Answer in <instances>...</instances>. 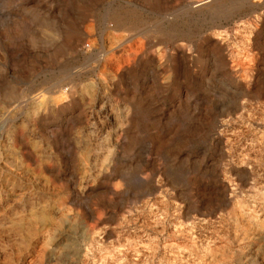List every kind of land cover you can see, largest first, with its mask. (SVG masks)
<instances>
[{
  "label": "rangeland",
  "instance_id": "374dc122",
  "mask_svg": "<svg viewBox=\"0 0 264 264\" xmlns=\"http://www.w3.org/2000/svg\"><path fill=\"white\" fill-rule=\"evenodd\" d=\"M210 1L0 0V264H264V0Z\"/></svg>",
  "mask_w": 264,
  "mask_h": 264
},
{
  "label": "bare ground",
  "instance_id": "6f19581e",
  "mask_svg": "<svg viewBox=\"0 0 264 264\" xmlns=\"http://www.w3.org/2000/svg\"><path fill=\"white\" fill-rule=\"evenodd\" d=\"M212 1H213V0H211L210 2H212ZM213 2H214V1H213ZM207 3H209V1L199 2L197 5H195V8L198 9L200 6L203 7V5H206ZM208 5H209V4H208ZM208 5H207V6H208ZM204 7H205V6H204ZM203 9H204V8H203ZM195 10H196V9H195ZM60 92H61V91H60ZM66 95H67V94H66ZM66 95H65V96H66ZM55 99H56V98H55ZM63 99H65V98H62V97L59 96V97L57 98V101H58V100L61 101V100H63ZM21 146H22V145H21ZM25 161H26V160H24V162H25Z\"/></svg>",
  "mask_w": 264,
  "mask_h": 264
}]
</instances>
